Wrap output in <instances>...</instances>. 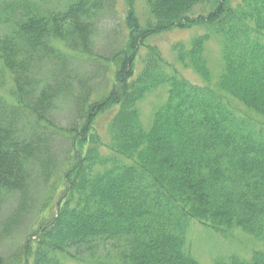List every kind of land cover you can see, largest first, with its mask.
I'll use <instances>...</instances> for the list:
<instances>
[{
  "label": "trees",
  "instance_id": "trees-1",
  "mask_svg": "<svg viewBox=\"0 0 264 264\" xmlns=\"http://www.w3.org/2000/svg\"><path fill=\"white\" fill-rule=\"evenodd\" d=\"M204 3L214 6L195 14ZM138 4L146 7L144 21ZM126 5L127 34L105 57L113 66L105 89L112 86L99 94L69 63L93 53L99 0H60L58 7L0 0V61L14 83V101L0 104V216L7 197L18 196L0 219V244L27 215L46 217L48 202L34 204L41 184L54 191L48 185L60 172L64 183L55 213L24 246L32 252L23 264H64L58 253L100 239L112 241L124 264H201L186 249L192 221L222 234L239 228L264 245V0ZM195 26L221 40L223 66L213 85L206 35L173 47L203 85L170 72L149 44L154 35ZM42 64L50 65L46 75ZM163 85L166 98L145 125L139 103ZM68 97L74 118L62 126L52 116ZM108 110L105 141L96 121ZM58 135L64 152L56 149ZM6 260L0 250V264ZM214 264H264V248Z\"/></svg>",
  "mask_w": 264,
  "mask_h": 264
},
{
  "label": "rangeland",
  "instance_id": "rangeland-1",
  "mask_svg": "<svg viewBox=\"0 0 264 264\" xmlns=\"http://www.w3.org/2000/svg\"><path fill=\"white\" fill-rule=\"evenodd\" d=\"M101 2V10L97 13L95 22L97 29L94 36L93 53L90 56L79 59H66V64L70 60V67L74 69V75L80 80H87L88 83L93 86L94 91L99 94L107 93L112 84L106 87L105 81H109L112 78L113 66L105 59L109 56L112 50L121 44L124 36L127 34L125 16L127 11L126 0H99ZM41 2L47 6H59L60 0H41ZM233 3L240 2V0H232ZM214 4L204 3L194 9L195 14L204 13L212 9ZM136 10L140 19L144 21L148 16L145 5L138 4ZM206 35L207 37H205ZM198 36L205 37L204 42V56L206 57V64L211 73V83L214 84L220 74L223 66V60L221 58V40L212 33H208L206 27L195 26L191 28H175L170 31H165L160 34L154 35L150 38L149 44L157 47L161 52L162 58L168 64V70L176 68L178 76L184 77L192 84L203 85L202 79L196 74L191 67L184 65L178 60V56L173 52V47L176 44H183L189 48L191 41ZM57 47H62L63 43L54 41ZM145 49V48H144ZM144 50L141 53L144 54ZM42 70L40 75H46L49 71L50 65L42 64ZM69 67V66H68ZM141 67V58L136 63V71ZM112 80V79H111ZM110 80V82H111ZM79 83H82L79 82ZM14 83L13 78L8 69H6L0 61V104L5 102H13ZM76 91V90H75ZM167 95V87L165 85L160 86L151 91L143 100L139 103V109L143 123L150 121L154 110L164 102ZM73 97L63 98L57 104V108L52 116L55 122L62 126H69L73 122L74 118V103ZM112 116V112L109 110L102 114L96 121L97 131L101 135L102 139L108 141L107 125ZM55 146L57 151H65L66 143L65 139L61 136H57ZM61 155V154H59ZM61 172L57 175H53L51 178V184L49 187L55 188L54 191H43L44 184H41L38 195L34 204L38 206L39 203L48 202L49 206L47 211L44 212L45 218H41L37 213L26 216L20 223L13 227L7 237L1 242L0 250L2 256L7 259V264H23L26 263L25 254L32 252L31 249L27 250L24 246L34 239L33 235L38 231L46 221L53 216L56 211L57 205L61 200L62 192L57 190L58 187H63L64 183H61ZM61 180V181H60ZM18 196L10 195L7 197L0 219L6 220L12 211L17 207ZM187 244L186 249L190 254L201 264H214L219 260H226L231 256H239L244 259H250L253 252L259 251L264 248L261 241L254 238L252 235L243 232L239 228L232 229L226 234H222L214 231L213 229L201 225L196 221H192L187 230ZM31 237V238H29ZM112 241H106L100 239L95 242L93 246L88 245H76L70 248L69 253H58L57 257L64 264H124L120 256V251L115 245H110ZM19 249L22 255H16L19 253ZM24 252V254H23ZM30 256V255H29ZM13 257V258H12ZM31 260V259H30Z\"/></svg>",
  "mask_w": 264,
  "mask_h": 264
}]
</instances>
